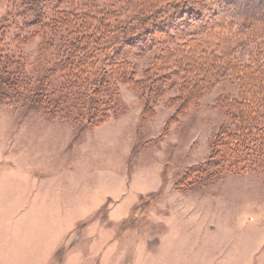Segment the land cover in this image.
I'll list each match as a JSON object with an SVG mask.
<instances>
[{
    "label": "rangeland",
    "instance_id": "obj_1",
    "mask_svg": "<svg viewBox=\"0 0 264 264\" xmlns=\"http://www.w3.org/2000/svg\"><path fill=\"white\" fill-rule=\"evenodd\" d=\"M3 38L44 97L0 95V264H264V162L211 155L234 122L218 99L238 98L237 81L184 107L176 87L150 102L147 83H121L108 116L84 124L83 101L58 102L60 76L43 81L56 57L41 36ZM152 55L127 57L135 78Z\"/></svg>",
    "mask_w": 264,
    "mask_h": 264
},
{
    "label": "trees",
    "instance_id": "obj_2",
    "mask_svg": "<svg viewBox=\"0 0 264 264\" xmlns=\"http://www.w3.org/2000/svg\"><path fill=\"white\" fill-rule=\"evenodd\" d=\"M8 2L0 18V71L10 65L11 77L3 81L8 93L0 95L18 97L21 90L33 102L44 97L40 78L31 84L20 56L12 58L3 46L12 27L41 36V49L56 57L43 81L60 76L58 102L64 96L83 101L84 124L108 116L121 83H147L150 102L176 87L184 107L227 76L237 81L239 96L221 97L218 105L234 122L217 133L211 155L218 164L232 159V169H244L239 165L249 159L264 162V0ZM148 52L143 78H135L127 57Z\"/></svg>",
    "mask_w": 264,
    "mask_h": 264
}]
</instances>
